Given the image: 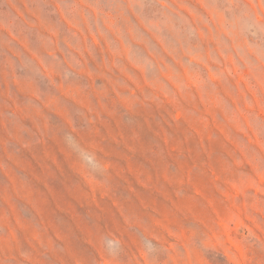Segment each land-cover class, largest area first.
<instances>
[{
    "label": "rangeland",
    "instance_id": "374dc122",
    "mask_svg": "<svg viewBox=\"0 0 264 264\" xmlns=\"http://www.w3.org/2000/svg\"><path fill=\"white\" fill-rule=\"evenodd\" d=\"M0 110V264H264V0H0Z\"/></svg>",
    "mask_w": 264,
    "mask_h": 264
},
{
    "label": "crops",
    "instance_id": "0c3cea01",
    "mask_svg": "<svg viewBox=\"0 0 264 264\" xmlns=\"http://www.w3.org/2000/svg\"><path fill=\"white\" fill-rule=\"evenodd\" d=\"M7 49L9 48H5V47H2V51L1 53H6L7 54ZM8 68V63H5V68ZM9 114H13L11 111H6V110H0V133H3V132H7L9 130V127H10V124L9 122L6 121V117L9 115ZM8 133V132H7ZM6 140V138H5Z\"/></svg>",
    "mask_w": 264,
    "mask_h": 264
}]
</instances>
